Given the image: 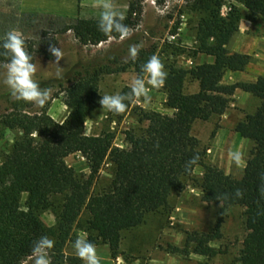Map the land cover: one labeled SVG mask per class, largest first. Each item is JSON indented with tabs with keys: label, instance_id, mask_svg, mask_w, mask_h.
<instances>
[{
	"label": "trees",
	"instance_id": "obj_1",
	"mask_svg": "<svg viewBox=\"0 0 264 264\" xmlns=\"http://www.w3.org/2000/svg\"><path fill=\"white\" fill-rule=\"evenodd\" d=\"M145 1L131 0L126 17L80 19L62 32L72 31L86 46L120 39L140 25ZM232 1L244 6L248 19L264 18V0ZM187 2L191 12L201 15L196 32L197 53L213 57L214 62L200 63L190 70L169 68L163 83L166 104L174 113H144L142 121L147 122V127L140 134L127 133L129 149L114 147L115 135L111 132L99 136L85 132L86 119L98 97L95 77L81 79L69 87L66 104L70 113L62 122H56L47 111L10 116L7 124L17 125L23 136L0 163V264H24L42 249L49 251L51 261L39 264L72 262L64 247L71 241L74 225L84 210L90 215L89 229L93 233L88 244L107 245L116 258L122 233L140 226L147 214L166 207L171 192L182 191L183 179L198 166H204V201L222 205V215L216 236L192 234L188 243L197 244L196 253L214 257L217 252L209 244L220 237L225 210L243 206L252 231L243 242L240 264H264V77L252 83L224 84L227 72H243L251 62L250 55L227 49L239 30L241 12L232 7L223 16L224 0ZM34 53L32 47L18 53L10 38L0 41V64L29 69ZM150 60L137 64L140 80ZM187 79L198 83V92H184ZM238 89L261 101L254 114L235 126L236 133L254 143L240 180L216 166L204 165L200 143L191 133L194 122L224 115ZM135 92L126 87L113 103L114 112H128ZM76 153L88 161L87 180L80 179L66 164L65 159ZM107 159L114 167L112 178L94 193L95 178ZM24 194L27 201L23 206ZM47 211L55 215L53 227L41 218Z\"/></svg>",
	"mask_w": 264,
	"mask_h": 264
},
{
	"label": "rangeland",
	"instance_id": "obj_2",
	"mask_svg": "<svg viewBox=\"0 0 264 264\" xmlns=\"http://www.w3.org/2000/svg\"><path fill=\"white\" fill-rule=\"evenodd\" d=\"M130 2L0 0V41L10 38L18 53L30 47L35 50L29 69L0 64V163L23 136L17 125L7 124L10 116L47 111L56 122L64 121L70 113L67 91L81 79L95 77L98 85V97L86 119L85 132L94 136L113 133L114 147L130 148L127 133L140 134L146 129L144 113L173 115L166 104L164 75L170 67L190 70L210 61L208 56L197 53L196 32L201 15L189 10L187 0H146L137 28L98 46L83 45L72 31L62 32L80 19L126 17ZM232 7L241 12L239 28L246 26L254 36L264 38V18L248 19L244 6L232 0H224L222 15L227 16ZM148 58L150 63L140 80L137 64L144 65ZM231 81L225 75L224 83L233 84ZM126 87L136 91L131 106L128 112H114L113 103ZM198 89L197 82L186 80V94ZM257 108L255 97L234 94L224 115L194 122L191 133L200 143L204 165L216 166L242 179L254 143L238 135L235 126ZM65 161L80 179L89 178L90 168L83 154H72ZM113 169L107 159L95 178L94 193L109 184ZM203 177L204 166L196 167L191 176L183 179L185 188L171 192L166 207L147 214L140 226L124 231L116 258L111 251L108 257L109 246L88 244L93 233L89 229L90 215L84 210L74 225L71 241L64 247L65 255L72 259L68 264H240L243 242L252 231L243 206L225 210L220 237L209 244L217 252L214 257L196 253L197 244L188 243L192 234L216 236L222 215V205L204 201ZM26 201L24 194L23 206ZM41 218L48 227L56 223L50 211ZM50 242L54 243V239ZM93 251H97L96 260L91 257ZM50 261L49 251L42 249L24 264Z\"/></svg>",
	"mask_w": 264,
	"mask_h": 264
},
{
	"label": "crops",
	"instance_id": "obj_3",
	"mask_svg": "<svg viewBox=\"0 0 264 264\" xmlns=\"http://www.w3.org/2000/svg\"><path fill=\"white\" fill-rule=\"evenodd\" d=\"M227 49L230 53H240V54H247L251 56V62L247 66L245 71L227 72L225 74V75H228V78L232 80L231 83L233 84L238 83V82L252 83V82H255L259 77H264V38L263 37L254 36L246 26L242 25L240 26L239 30L231 38L229 44L227 45ZM208 57L210 58V61L206 63H213L214 58L210 56ZM224 79H225V76H224ZM224 79H223V83H224ZM235 94L236 95L237 94L238 95H249V96L255 97L251 93H247L239 89L235 92ZM255 98L258 100V108H259L261 101L259 98L257 97ZM108 254H109L108 257L110 258V250L108 251ZM92 255L93 256L91 257L95 259L97 255V251H93Z\"/></svg>",
	"mask_w": 264,
	"mask_h": 264
},
{
	"label": "built area",
	"instance_id": "obj_4",
	"mask_svg": "<svg viewBox=\"0 0 264 264\" xmlns=\"http://www.w3.org/2000/svg\"><path fill=\"white\" fill-rule=\"evenodd\" d=\"M154 3V2H153Z\"/></svg>",
	"mask_w": 264,
	"mask_h": 264
}]
</instances>
